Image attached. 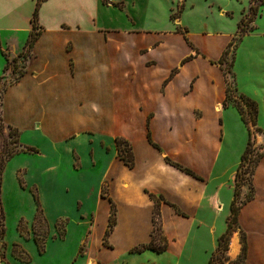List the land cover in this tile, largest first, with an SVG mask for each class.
<instances>
[{"label":"crops","instance_id":"0c3cea01","mask_svg":"<svg viewBox=\"0 0 264 264\" xmlns=\"http://www.w3.org/2000/svg\"><path fill=\"white\" fill-rule=\"evenodd\" d=\"M105 2L101 0L43 2L38 10V24L42 28V33L33 44L23 75L16 83L8 85L3 93L1 102L3 123L19 131L18 142L22 148L38 147V154L32 156L38 160H49L44 164L39 163L36 167L32 164L29 168L23 164L15 169L16 177L18 174L24 176L23 185L37 191L48 233L44 251L39 254L32 235L36 205L31 201L30 210H23L24 206L18 200V194L28 198L26 190L25 195H22L17 185L11 194L5 189L7 176L10 175V160L14 156L33 157L26 153L14 155L5 164L0 192L5 222L9 214H14L16 218V236L9 239L5 229L0 264H31L37 257L44 256L50 246L55 250L65 251L68 246L66 243L68 229H63L60 238L56 236L55 228L56 223L64 220L67 224L75 225L78 230L74 247L71 248L73 259L68 264H74L78 260L80 262L77 264H198V262L208 264L217 248V239L226 230L236 170L230 176L232 196L224 200L222 183L214 187L209 186V176L204 175L196 166L188 165L195 175L202 178L201 181L175 172L161 161L155 160L147 145L146 156L140 157L133 151V168H124L117 157L114 141L120 135L115 128L108 133L112 140V143L108 144L109 162L106 169L101 171L97 186L75 184L69 187L58 182L59 176L64 173L61 169L64 171L66 168L67 171V165L64 167L62 162L58 161L64 159L63 155L58 154V143L81 134L90 136L100 134L82 115L85 112H101L98 118L99 126L103 127L106 123L113 126L118 105L116 95L119 94V90L131 92L130 89L134 87V84L128 83L127 89L123 88L120 82L123 54L126 57L123 51L126 41L123 38L143 31L135 27L134 18L126 10L125 0ZM35 3L36 0H0V49L9 59L16 58L25 51ZM123 21L126 22L125 25ZM3 36L8 40L4 41ZM157 45L135 46V55L138 52L144 54ZM218 57L213 59L205 57V60L208 59V66L212 68L214 65L210 62ZM154 64L155 61L150 60L145 65ZM4 66L5 60L0 53V75L3 74ZM213 70L217 71L212 84L216 83V78L224 81L222 84L224 94L215 98V108L218 110L225 99L226 79L221 68L213 67ZM177 74L168 73L162 78L159 92L164 97ZM123 76L125 77V74ZM197 81V77L189 79L181 92L182 96L192 92ZM217 86L220 88L219 84ZM74 101H77V105ZM85 105L86 107H83ZM150 112L145 110L144 115L148 116ZM193 112L201 117L199 110ZM143 123L144 127L148 123L150 129L152 119ZM121 137L132 145L129 137ZM152 139L156 142L153 137ZM41 142L45 145L44 149L39 144ZM67 153L70 156L69 161L71 157L78 159L75 150ZM89 155L94 160L92 151ZM161 156L168 155L163 152ZM261 161L253 175L254 198L259 190L254 182V176L256 177L255 173ZM139 162L141 168L136 172ZM92 164L95 165V162ZM42 177L43 183L40 179ZM103 186H106L105 193L102 190ZM63 187H66L67 191H79L83 194H79L75 200L73 216L66 218L59 211L61 213H58L56 218L50 217L44 208L46 205L62 207L59 192L66 190ZM61 189L63 191H59ZM42 192L47 195L42 196ZM149 194L162 197L164 200L160 203L159 213L161 235L167 241L166 250L160 253L152 250L132 253L133 248L146 245L151 240L154 203ZM11 195L16 200H8ZM254 198L241 208L237 218V229L245 235L247 247L245 264H264V211H256L252 207L257 202ZM110 201L116 207V225L105 237L110 216ZM172 206L180 214L176 213ZM21 223L26 226L25 233L19 231L18 225ZM248 223L258 224L256 236L248 232ZM204 231L212 237L213 245L203 251H194L192 249L194 244L190 240L196 241L199 234ZM236 235L234 233L231 239L230 260L236 259L241 253V244ZM14 245H18L31 260L27 263L21 261L14 252Z\"/></svg>","mask_w":264,"mask_h":264},{"label":"rangeland","instance_id":"374dc122","mask_svg":"<svg viewBox=\"0 0 264 264\" xmlns=\"http://www.w3.org/2000/svg\"><path fill=\"white\" fill-rule=\"evenodd\" d=\"M125 4L126 10L134 18L135 27L143 31V33H134L123 38L126 41L123 49L126 57L123 54L120 82L123 88L127 89L128 83L134 84V87L130 89L131 92L123 89L116 95L118 105H116V119L113 126L107 123L103 127L99 126L98 118L101 112L82 113L100 134L95 136L81 134L58 143V154L64 157L63 160L58 161L62 162L64 167L67 165V171H65L66 168L64 171L61 169L64 173L59 176L58 182L69 187L75 184L97 186L101 171L106 169L109 162L110 145L108 144H111L112 140L108 133L115 128L114 130L120 135L117 137L124 139L121 136H127L132 140L133 147L126 140L132 147V153L134 151L140 157L146 156L145 145H147L155 160L161 161L177 173L201 181V177L197 175L194 177L182 170L191 171L189 166H196L204 175L209 176V186L214 187L222 183L223 199L228 200L232 196L230 176L237 169L246 148L249 128L252 132V143L240 181V201L243 202L250 194L249 173L255 171V161L264 154V0H125ZM251 6L257 10L256 16L252 19L249 13ZM241 21L242 24H240ZM238 26L247 32L240 35ZM3 40L6 41L8 38L3 36ZM155 44L158 45L148 52L144 54L138 52L135 55V46L147 47ZM227 49L228 54L224 57L223 65H220L218 59ZM26 51L25 49L22 53L26 55ZM216 56L219 57L210 64L214 65V68L222 69L225 73L226 87L228 86L230 90L227 98L225 94V99L218 110L215 108V98L224 94L222 86L224 81L216 78V83L212 84L217 70L208 66V59ZM205 57L208 59L205 60ZM150 60H154L155 64L146 66L145 64ZM26 65L27 59L23 61L19 58L14 75L12 67L0 75V111L4 89L17 78ZM181 65L182 69H180ZM228 71L230 73H227ZM168 73L178 74L172 79L168 93L164 97L159 92L160 82ZM194 77L198 79L197 85L192 92L182 96L181 92L187 81ZM74 104L77 105V101H74ZM239 109L244 111L249 122H255V126L249 123L247 128L243 124ZM145 110L151 111L148 116L144 115ZM194 110H199L201 117L193 112ZM150 119L152 123L149 129L148 123L144 127L143 122ZM1 129L0 151L2 154L5 156L20 150L14 138L10 137L7 127L4 126ZM90 140L91 143H89ZM39 144L41 148H45L44 143ZM37 148L34 147L35 150H38ZM72 149L77 153L78 159L71 157L69 161L70 156L67 152ZM91 151L94 154V160L89 155ZM163 152L168 156L162 157ZM26 154L33 158L22 155L14 156L10 160V175L7 176L5 186L8 194L16 190L15 185L22 191V195H25L26 190L28 198H23L17 192L18 200L25 211L30 210L31 201L35 204L34 195L38 197L40 206L41 199L37 191L23 185L22 174L16 177L15 169L23 164L30 168L32 164L36 167L39 163L44 164L49 161L38 160L32 156L37 155L38 152ZM118 159L122 162V166H125L124 168L129 169L123 160L119 157ZM93 161L95 165L92 164ZM140 168L139 162L135 171L138 172ZM255 174L254 182L259 190L254 198L257 202L252 207L256 211H264V159ZM40 179L43 183L44 177ZM63 189L66 190L59 192L62 197V207L46 205L44 211L48 216L56 218L61 212L66 218L73 216L75 200L79 194L83 193L67 191L66 187ZM102 190L105 193L106 186H103ZM46 195L47 193L42 192V196ZM8 200L16 199L11 195ZM8 217L6 222L3 221L10 239L16 236V218L14 214H9ZM257 226L258 224L248 223V232L256 236ZM18 228L19 231L26 232V226L23 223L19 224ZM55 228H57L56 236L58 237L63 234V229H68L66 239L68 246L65 251L61 252L50 246L44 256L37 257L31 264H68L73 259L71 248L74 247L77 236L76 226L67 224L64 220L56 223ZM34 233L40 243L45 242L48 233L46 224L37 222L36 228L32 229V235ZM234 233L237 234L236 237L241 244L243 233L238 229ZM233 234L227 244V250L216 256L213 264H245L240 254L236 259L230 260ZM190 241L194 244V247L192 246L194 251H203L213 245L212 237L207 231L199 234L196 241ZM0 251H2L1 247ZM14 252L21 253L19 249H15ZM78 262L80 260L75 261L74 264ZM198 264L202 263L198 262Z\"/></svg>","mask_w":264,"mask_h":264},{"label":"trees","instance_id":"16d2710c","mask_svg":"<svg viewBox=\"0 0 264 264\" xmlns=\"http://www.w3.org/2000/svg\"><path fill=\"white\" fill-rule=\"evenodd\" d=\"M46 0H36L35 3V7L32 13V17L30 20V25H31V30L28 34L26 43H25V49L27 50V54L24 55L23 53L19 54L16 58H12L9 59L8 56L1 51L0 49V53L3 56L4 60H5V66L3 69V72L7 71L10 67H12V74H15V70H16V66H17V60L19 58H21L23 61L26 60L29 56H30V52L31 49L33 47L34 42L39 38V36L42 33V28L39 26L38 24V10L40 5L45 2ZM103 3H106L104 0H101ZM249 13L251 14V18H254V16H256L257 14V10L255 8H253L252 6L249 9ZM250 22H252V20H250ZM242 24V21L241 23ZM238 31L239 34H245L247 31H243L240 29V27L238 26ZM251 31V30H250ZM232 45V44H231ZM228 54V49L225 51L224 55L221 56V58L219 59L218 63L220 65H223L224 62V57ZM233 62V61H232ZM24 70L22 72H20V74L17 76V78L14 79V81L10 84H14L16 83L19 78L23 75ZM227 73H230L229 71ZM223 75L225 76V73H223ZM6 89V88H5ZM4 89V91H5ZM230 92L229 87H226V98L228 97V93ZM241 121L243 122V124L248 128V124L250 123L252 126H255V122L254 121H248L244 115V111L242 109L238 110ZM256 113V112H255ZM256 115V114H255ZM4 126L7 127V129L9 130V134L10 137H13L15 140V144H17V146L20 148V150H16L13 151L12 153H8L5 156L2 154V152L0 151V185H1V180H2V175H3V171L5 168V164L7 163V161L13 157L14 155L20 154V153H37L38 151L35 150L34 148H22L19 145L18 142V138H19V131L17 129H14L10 126H7L3 123L2 117H1V111H0V129L3 128ZM2 130V129H1ZM0 130V131H1ZM150 139V136H148ZM115 146H116V150H117V155L118 157L123 160V162L125 163L126 166H128L129 169L133 168L134 166V157H133V153H132V147L131 145L124 139L120 138V137H116L115 138ZM252 143V132L251 130L248 128V140H247V145L246 148L240 158V163L236 169L235 175H234V180H233V197H232V201L230 203L229 206V216L226 218V230L225 232L219 236V238L217 239V248L215 250V252L211 255V258L208 262V264H213L214 259L216 256H218L222 251H226L227 250V244L229 242V239L231 237V235L237 231V218L239 215V211L241 210V208L243 207V205H245L246 203L250 202L253 200L254 198V186H253V175H254V171H251L250 174V182H249V190H250V194L249 196L243 201H240V193H241V185H240V181L242 179V172L243 169L245 168V163L247 160V156L250 153V146ZM264 157V154L260 155L257 160L255 161V168L258 166L259 162L261 161V159ZM175 166L179 167L178 165L174 164ZM180 168V167H179ZM185 173L193 175L194 177L196 175H194L191 171L187 170V169H182ZM197 177V176H196ZM150 199L153 201L154 203V210H153V217H152V224H153V229H152V233H151V240L148 244L146 245H139L135 248H133L131 250L132 253H141L143 251L146 250H152L155 252H163L166 250V246H167V241L164 239V237L161 235V227H160V213H159V206L161 202H164L162 197H156L152 194H149ZM38 197L36 195H34V200H35V204H36V214H35V218H34V222L32 224V228L33 230L36 228V224L37 222H43L47 225L46 219L42 213V210L40 208V205L37 201ZM111 202V206H110V216H109V220H108V225H107V229L105 232V237L108 236L110 234V232L113 230V228L116 225V207L113 204L112 201ZM174 208V206H172ZM175 209V208H174ZM176 213L180 214L178 212L177 209H175ZM4 214H3V210L0 204V247L1 249L4 248V243H3V238H4V234H5V228H4ZM60 238L62 237L59 236ZM47 239V236H46ZM33 240L34 243L37 246V250L39 254H42L44 251V244L45 242L40 243L36 233H34L33 236ZM15 249H20L18 245H14ZM246 251H247V247H246V241H245V235L242 234V240H241V253H240V257L245 258L246 256ZM21 253L15 252L17 254V257L23 261V262H29L31 260V258L25 254L21 249H20ZM0 257H2V254L0 253Z\"/></svg>","mask_w":264,"mask_h":264},{"label":"bare ground","instance_id":"6f19581e","mask_svg":"<svg viewBox=\"0 0 264 264\" xmlns=\"http://www.w3.org/2000/svg\"><path fill=\"white\" fill-rule=\"evenodd\" d=\"M234 246V245H233Z\"/></svg>","mask_w":264,"mask_h":264}]
</instances>
